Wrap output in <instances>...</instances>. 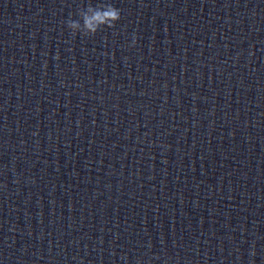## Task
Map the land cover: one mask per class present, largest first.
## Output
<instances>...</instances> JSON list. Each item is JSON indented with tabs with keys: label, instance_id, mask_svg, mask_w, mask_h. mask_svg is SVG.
<instances>
[{
	"label": "water",
	"instance_id": "1",
	"mask_svg": "<svg viewBox=\"0 0 264 264\" xmlns=\"http://www.w3.org/2000/svg\"><path fill=\"white\" fill-rule=\"evenodd\" d=\"M264 264V179L0 157V264Z\"/></svg>",
	"mask_w": 264,
	"mask_h": 264
},
{
	"label": "clouds",
	"instance_id": "2",
	"mask_svg": "<svg viewBox=\"0 0 264 264\" xmlns=\"http://www.w3.org/2000/svg\"><path fill=\"white\" fill-rule=\"evenodd\" d=\"M78 15L80 20L69 19L67 21V27L71 30V33L73 35L80 33L84 36H94L104 27H114L121 18V10L111 3H100L95 7L89 4L86 9L81 8ZM134 43L135 37L133 38ZM136 264H143V261L137 259Z\"/></svg>",
	"mask_w": 264,
	"mask_h": 264
}]
</instances>
